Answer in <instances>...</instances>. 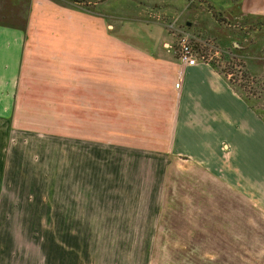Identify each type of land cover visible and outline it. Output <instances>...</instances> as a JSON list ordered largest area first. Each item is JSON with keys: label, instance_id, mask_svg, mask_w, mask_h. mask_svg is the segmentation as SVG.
Wrapping results in <instances>:
<instances>
[{"label": "crops", "instance_id": "obj_1", "mask_svg": "<svg viewBox=\"0 0 264 264\" xmlns=\"http://www.w3.org/2000/svg\"><path fill=\"white\" fill-rule=\"evenodd\" d=\"M13 1L15 11L0 19V264L51 258L50 179L35 170L27 143H18L20 119L80 144L83 133L125 129L124 121L114 127L115 118H136L146 136L141 149L184 157L227 183L257 182V169L264 172L261 92L254 81L236 89L224 61L222 68L182 67L169 25L178 22L195 40L220 33L225 47H237L235 40H254L264 0ZM133 23L141 35L125 30ZM60 220L58 230L77 229Z\"/></svg>", "mask_w": 264, "mask_h": 264}, {"label": "rangeland", "instance_id": "obj_2", "mask_svg": "<svg viewBox=\"0 0 264 264\" xmlns=\"http://www.w3.org/2000/svg\"><path fill=\"white\" fill-rule=\"evenodd\" d=\"M13 5L0 0L1 20L15 11ZM125 25L141 35V24ZM254 28V40H235L237 47H225L220 33L205 32L195 49L216 54L217 66L224 61L220 66L233 74L239 91L248 73L261 92L255 103L264 108V28ZM254 47L257 58L250 56ZM20 120L18 143H27L22 147L35 170L50 179V264H264L263 168L253 175L257 182H224L184 157L141 149L146 136L136 118H115L114 127L124 121L126 128H114V135L83 133L80 144L69 133H47L49 128ZM63 218L77 229L58 230Z\"/></svg>", "mask_w": 264, "mask_h": 264}, {"label": "built area", "instance_id": "obj_3", "mask_svg": "<svg viewBox=\"0 0 264 264\" xmlns=\"http://www.w3.org/2000/svg\"><path fill=\"white\" fill-rule=\"evenodd\" d=\"M169 30L177 37V49L176 54L180 65L184 68L186 67H194L199 63L203 64H213L215 63V59H217L216 55H204L200 51L195 49V39L186 31L182 30L178 26L176 27L175 23H171L169 25ZM229 80H233V74H228ZM181 83L179 82L176 85V88L179 89Z\"/></svg>", "mask_w": 264, "mask_h": 264}, {"label": "trees", "instance_id": "obj_4", "mask_svg": "<svg viewBox=\"0 0 264 264\" xmlns=\"http://www.w3.org/2000/svg\"><path fill=\"white\" fill-rule=\"evenodd\" d=\"M9 2H11V3H14V1L13 0H9ZM213 14H214V16L219 20V21H221L222 19L220 18V17H218V15H217V13L213 10ZM257 26L258 27H261V28H264V19L262 20V21H259L258 23H257ZM253 29H255L254 28V26H252V30ZM235 58H233V60H234ZM228 63H227V65H229L230 66V68L231 67H233V63H231V61H227ZM225 72V71H224ZM243 74H244V76H243V80H245V81H247L248 83L250 82V78H247L249 75H248V73H245V72H243ZM246 77V78H245ZM245 86V84H243L240 88L241 89H243V87Z\"/></svg>", "mask_w": 264, "mask_h": 264}]
</instances>
